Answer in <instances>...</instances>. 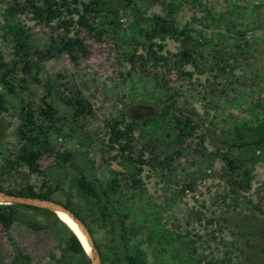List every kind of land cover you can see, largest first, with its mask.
<instances>
[{
	"label": "rangeland",
	"instance_id": "1",
	"mask_svg": "<svg viewBox=\"0 0 264 264\" xmlns=\"http://www.w3.org/2000/svg\"><path fill=\"white\" fill-rule=\"evenodd\" d=\"M13 1L0 0V55L11 66L13 61L18 62V69L7 77L17 87V94H9L0 79V94L9 109L0 117V129L10 125L6 132L10 135L24 105L33 103L36 109L47 99L58 112L60 132L53 139L56 147L41 165L46 177L38 178L24 170L6 187L19 190L28 184L48 186L54 190L55 201L70 199L81 210L86 203L72 183L80 172L78 158L95 162L85 169L104 181L118 176L125 184L128 171L111 159L114 152H109L107 128L109 121L125 114L128 120L139 123L137 152L145 150L152 160L155 155L159 161L175 158L171 166L153 160L154 166L145 167L143 186L131 207L130 225L136 224L140 248L151 264H208L212 258L219 262L230 258L231 264H264V215L254 213L248 203V199L258 203L264 196V150L230 148L241 137L250 141L251 127L264 126V0H169L178 7L173 14L175 20L191 29L196 50L195 63L188 67L194 73L191 80L169 76L172 91L179 94V105L172 112H183L198 124L197 135L183 144L176 141L172 117L159 115L164 93L152 76L143 72L140 61L135 67L128 61L133 54L146 56L149 47L135 28L133 13L122 11L117 25H107L115 20L107 10L94 23L97 31L89 34L82 27L87 54L81 55L77 66L66 55L45 62L39 59L35 50L46 51L53 30L32 21L27 14L9 16ZM151 11L167 14L160 4L152 5ZM9 27L23 29L31 36L28 43L37 64L31 75L22 72L23 63L16 57L14 45L3 38ZM165 46L172 53L181 50L172 40ZM153 67L148 65L147 72L155 70ZM78 90L93 104L94 116L76 119L72 108L62 101V97H72ZM10 140L6 137L5 143L9 145ZM226 152L246 160L254 177L252 191L248 198L238 199L236 210L223 207L221 200L230 189L221 159ZM66 153L75 159L66 162ZM252 156L257 157L254 163L250 161ZM188 185L194 190L182 193L180 190ZM194 213L218 220L226 217L228 222L221 220L213 228L207 227L205 220L195 218ZM89 221L95 239L106 251L108 231ZM215 229L220 231L215 233ZM18 234L35 264H82L79 257L67 251L65 227L35 232L20 229Z\"/></svg>",
	"mask_w": 264,
	"mask_h": 264
},
{
	"label": "trees",
	"instance_id": "2",
	"mask_svg": "<svg viewBox=\"0 0 264 264\" xmlns=\"http://www.w3.org/2000/svg\"><path fill=\"white\" fill-rule=\"evenodd\" d=\"M155 4H160L167 14L162 16L152 12V5ZM177 8V5L169 0H14L8 14L9 16L30 15L32 21L53 30L50 36L51 42L46 51L35 50V54L41 61L45 62L48 59L66 55L73 64L79 66L81 55L87 54L86 39L82 37L81 29L85 28L89 34L97 31L94 23L101 13L107 10L115 17V20L106 22L107 25H117L116 21L122 11L133 13L135 28L139 29L140 35L144 37L146 44L149 43V47L146 56L133 54L128 61L134 67L137 61H140L143 72L151 75L156 82V87L164 93V98L161 100L164 107L159 115L163 118L172 117L176 141L183 144L197 135L198 124H195L194 119L183 112H172L179 105L177 100L179 94L172 91L170 77L174 74L189 80L194 77V73L189 71L188 67L195 63L196 50L193 48L194 37L191 35V29L183 26L173 17ZM30 37L25 30L15 28L8 29L3 37L14 45L15 55L23 63L22 72L25 75H31L34 70H37V64L33 62V48L28 43ZM167 40L179 43L181 50L177 53L166 51L165 42ZM148 65H153L155 70L147 72ZM1 68L5 70L0 72L2 84L9 94L16 95L17 87L11 84L7 77L18 69V62L13 61V66H11V63L0 55ZM33 79L40 83L36 76ZM22 81L27 82L24 78ZM72 95V97L61 99L72 108L76 119L95 115L93 104L83 92L78 90ZM8 111L7 100L0 94V117ZM57 115L56 108L44 99L43 105L39 108L35 109L33 103L23 106L18 113V122L12 126L10 135L6 134L10 125L0 129V191L20 197L54 200L52 197L54 190L48 186L38 188L36 185L28 184L15 190L6 187V183L10 182L13 177L21 175L24 170L38 178L46 177L41 165L56 147L53 139L56 134L59 135L58 131L60 132ZM138 126V122L128 120L125 114L121 119H113L107 123L108 148L110 154L114 152L111 159L128 171L124 179L125 184L121 183L122 180L118 176H112L104 181L102 176H97L85 169L88 164L90 167L95 162L88 158H78L80 172L72 178V183L78 197L86 203V207L81 210L76 209L70 199L65 202L56 201L72 210L87 224L101 254L103 264H151L148 256L140 248L136 224L130 225L133 215L131 207L132 205L134 207V199L143 186L145 167L154 166L153 160L160 165L166 161L167 165L171 166L175 158L159 161L160 157L155 155L152 160L146 156L145 150L137 152L135 144ZM250 130L252 134L250 141L241 137L240 142H234L230 148L242 151L253 149L255 152L259 148L264 150V126L251 127ZM6 137L11 138L9 145L5 143ZM201 139L204 141L203 138ZM177 155L181 156V153ZM63 158L66 162L75 159L69 153L64 154ZM221 159L230 185L229 191L221 195L223 207L236 210L239 204L238 199L243 196L248 198L247 194L252 191L253 173L247 166L246 160L241 161L229 152L222 154ZM250 161L256 162L257 157L252 156ZM187 190L193 191L194 186L188 185L180 191L186 193ZM229 200H234V202L230 204ZM248 203L253 205L254 213L264 215V196L260 197L258 203L251 199H248ZM193 216L198 219L203 218L205 225L212 228L221 220L228 222L226 217L218 220L217 218H205L200 213H194ZM89 219L108 231L110 239L105 246L106 251L95 239V231ZM134 220L137 221V219ZM52 226L65 227L68 231L67 251L79 257L80 263L92 264L77 234L57 214L46 209L20 204H0V264H35L34 258L20 242L18 232L20 229L30 232L41 231ZM214 231L217 233L220 230L215 229ZM213 237L216 238L214 235ZM231 262L230 258L222 262L212 258L208 264H231Z\"/></svg>",
	"mask_w": 264,
	"mask_h": 264
},
{
	"label": "water",
	"instance_id": "3",
	"mask_svg": "<svg viewBox=\"0 0 264 264\" xmlns=\"http://www.w3.org/2000/svg\"><path fill=\"white\" fill-rule=\"evenodd\" d=\"M0 204H20V205H27L36 208L46 209L57 214L59 218H60L59 216L60 213L67 214L78 224V226L83 230L84 234L88 238L94 253V257H91L92 264H103L101 254L96 247L94 237L90 233L87 224L83 222L78 216H76L72 210L68 209L63 204L56 202L54 200H42L39 198L20 197L6 193L4 191H0Z\"/></svg>",
	"mask_w": 264,
	"mask_h": 264
},
{
	"label": "bare ground",
	"instance_id": "4",
	"mask_svg": "<svg viewBox=\"0 0 264 264\" xmlns=\"http://www.w3.org/2000/svg\"><path fill=\"white\" fill-rule=\"evenodd\" d=\"M59 216L61 220H63L77 234L89 258L94 257L93 249L89 243V240L78 224L67 214L60 213Z\"/></svg>",
	"mask_w": 264,
	"mask_h": 264
}]
</instances>
